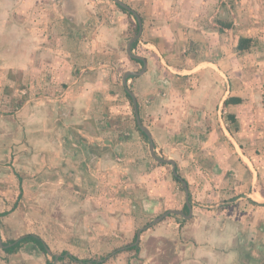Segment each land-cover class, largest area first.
Segmentation results:
<instances>
[{
	"label": "crops",
	"instance_id": "crops-1",
	"mask_svg": "<svg viewBox=\"0 0 264 264\" xmlns=\"http://www.w3.org/2000/svg\"><path fill=\"white\" fill-rule=\"evenodd\" d=\"M124 2L142 19L133 50L146 59L127 84L155 152L187 183L192 217L164 219L140 234L139 252H116L185 196L133 125L122 75L142 62L126 53L127 15L111 0H0V212L17 201L0 233L48 246L24 243L8 263L67 251L99 264H264L240 256L264 241L263 78L226 76L220 23L200 25L215 0ZM230 96L242 101L224 104Z\"/></svg>",
	"mask_w": 264,
	"mask_h": 264
},
{
	"label": "rangeland",
	"instance_id": "rangeland-1",
	"mask_svg": "<svg viewBox=\"0 0 264 264\" xmlns=\"http://www.w3.org/2000/svg\"><path fill=\"white\" fill-rule=\"evenodd\" d=\"M111 2L114 4L112 0ZM204 7L207 9L210 6L205 5ZM211 8L212 12H210L209 16L202 17L201 28H210L211 25L215 27L217 20L221 18H225L232 24L229 29H224L221 34L213 33L215 46L219 45V48L224 46L225 49L222 54L217 51L215 56L217 57L221 54L228 63L229 69L225 70L226 76L228 78L229 76L239 77L243 73V76L254 77L258 74L264 80V0H215V4L213 7L211 5ZM242 35L250 37L252 45L247 50L248 52L237 56L235 54V46L239 36ZM204 52H206L205 49L199 51L201 56L205 55ZM261 90L262 93L260 92V96H258L259 100L264 98V85ZM256 151L261 152L264 149H256ZM252 252H255L254 256H264V241L243 244L240 256H251ZM135 258L140 260L138 257Z\"/></svg>",
	"mask_w": 264,
	"mask_h": 264
},
{
	"label": "trees",
	"instance_id": "trees-1",
	"mask_svg": "<svg viewBox=\"0 0 264 264\" xmlns=\"http://www.w3.org/2000/svg\"><path fill=\"white\" fill-rule=\"evenodd\" d=\"M114 5L127 15L128 26H127V30L125 33V38H126V40H128L130 37H132L137 32V29H138L137 20L133 16V14L130 10L121 7L116 3H114ZM217 22L220 23V26L217 27L219 32H222V31H224V29L230 28L232 26L231 22H229V21L217 20ZM137 42H138V40L133 42L131 47L135 48ZM251 45L252 44H251V38L250 37L240 36L237 40V43L235 46V51L237 54H242L243 52L247 51L251 47ZM131 59L134 61H137V62H141L140 60H137L134 58H131ZM134 77L135 76L130 75L127 77V79L134 78ZM129 87L133 91V85L130 84ZM125 95L128 98L130 105L132 107L131 96L129 95V93L126 90H125ZM241 101H242V99L239 97H231L230 96L224 100V104H229V103L236 104V103H240ZM138 110H139V107H138ZM132 111H133V109H132ZM229 116L231 118H233L232 115H229ZM133 125H134V128L143 136L144 141L147 142L148 138H147L146 134L138 127L134 117H133ZM162 157H165V156L162 155ZM154 163H156L158 165H167V167L169 168V163L157 162V161H154ZM176 170H177V168H176ZM171 176L175 181L181 183V178H180L181 175L179 173L177 175H174L171 173ZM181 187H182V185H181ZM18 197H19V195H18ZM16 204H17V202L15 201L13 204L10 205V208L0 212V218L4 215L8 214L12 209H14V207H16ZM183 210L184 211L187 210L186 204L183 205ZM134 239H135V234H134L133 240ZM27 242L34 243L44 253H47V251H48V246L45 243V241L39 235H36L34 233L24 234L23 236H20L17 239H7L6 241L2 242V247H3L2 249L6 254L15 253L24 243H27ZM139 248H140L139 244L134 245V246L124 244L122 247L116 249V252L120 251L121 249H124V250H133L137 253V252H139ZM65 258H67L70 262L77 263V264H87V263L99 264L100 263V262H98V260L92 259V258H78V257L68 253L67 251H63L59 254L58 261H63ZM50 263H51V261H46V264H50Z\"/></svg>",
	"mask_w": 264,
	"mask_h": 264
},
{
	"label": "water",
	"instance_id": "water-1",
	"mask_svg": "<svg viewBox=\"0 0 264 264\" xmlns=\"http://www.w3.org/2000/svg\"><path fill=\"white\" fill-rule=\"evenodd\" d=\"M114 3L118 4L119 6L126 8L128 10H130L133 14V16L136 18L137 23H138V29L137 32L130 37L127 40L126 43V53L128 54L129 57L140 60L142 62V66L141 68L137 69V70H126L123 75H122V84L124 85L125 90L129 93V95L131 96V101H132V108H133V115L135 118V121L138 125V127L146 134L147 138H148V150L150 153V156L158 161V162H166L170 164V169L172 174L177 175V171L175 169V162L172 158H163L161 157L159 154H157L154 150V143L152 140V135L150 133L149 128L147 127V125H145L144 123H142L140 116H139V112H138V105H137V99L134 95V92L129 88L128 84H127V77L130 75L133 76H138L140 74H142L145 69H146V59L145 57H143L141 54L136 53L133 49H132V43L135 42L136 40H138L140 38L141 32H142V19L140 17V15L137 13L136 10H134L133 8H131L126 2H124L123 0H112ZM181 182L184 188V192H185V202L187 204L188 207V213L185 214L182 210H178V209H169L166 212H164L163 214L157 216L156 218H154L152 220L151 223H156L158 222L165 214H179L182 215L183 217H190L192 215V207L188 198V186L186 181L181 178ZM144 227L138 228L137 232H136V239L135 241L131 244V245H136L139 241V236H140V231L143 229ZM54 262L58 259V255L54 254ZM54 262H52L51 264H54Z\"/></svg>",
	"mask_w": 264,
	"mask_h": 264
},
{
	"label": "flooded vegetation",
	"instance_id": "flooded-vegetation-1",
	"mask_svg": "<svg viewBox=\"0 0 264 264\" xmlns=\"http://www.w3.org/2000/svg\"><path fill=\"white\" fill-rule=\"evenodd\" d=\"M133 49V48H132ZM130 88V87H129ZM133 109V108H132ZM162 157V156H161ZM163 158H165V157H163ZM153 159V158H152ZM154 160V159H153ZM152 160V161H153ZM154 161H156V160H154ZM153 161V162H154ZM158 162V161H157ZM169 171L171 172V169H170V164H169ZM175 169H176V165H175ZM177 171V170H176ZM172 173V172H171ZM177 174H178V172H177ZM180 174V173H179ZM172 177V176H171ZM180 178H182V177H180ZM173 179V178H172ZM177 182V181H176ZM178 184H179V186H180V188H181V190L182 191H184V188H183V185H182V182L181 183H179V182H177ZM181 185H182V187H181ZM184 195H185V192H184ZM188 198H189V201H190V204H191V207H192V203H191V198H190V196H189V193H188ZM17 202V201H16ZM12 204V203H11ZM10 204V205H11ZM184 204H186V202H185V196H184V202H183V205ZM183 205H182V209H178V210H182L185 214H187L188 213V207H187V204H186V207H187V210L186 211H184L183 210ZM9 208H10V206H9ZM169 209H175V208H168V209H164L162 212H160L159 214H156V215H154V217H149L148 219H147V221L142 225V226H139L138 228H141V227H144L141 231H140V234L143 232V231H145L147 228H150V227H152V226H154L155 224H157V223H159V222H161L162 220H164V219H169V218H174V220H176V221H178L180 224L181 223H183V222H186V221H189L190 220V218L192 217V215L190 216V217H183L182 215H179V214H165L158 222H156V223H151L152 222V220L154 219V218H156L157 216H159V215H161V214H163L164 212H166L167 210H169ZM2 212V211H1ZM5 216V215H4ZM4 216H2L1 218H3ZM1 218H0V222H1ZM137 228V229H138ZM137 229L135 230V232H134V234H135V239H136V232H137ZM134 237V236H133ZM7 239H14V238H6L5 240H3L2 238H1V233H0V250H2V252H3V256L1 257V259L2 260H4V264H9L8 263V258H9V255H11V254H14V253H11V254H6L4 251H3V247H2V242L3 241H6ZM135 239L133 240V238H132V240H131V244L135 241ZM139 241H140V236H139ZM139 241H138V243L137 244H139ZM136 244V245H137ZM131 246H134V245H131ZM59 257V256H58ZM103 258H105V256L104 257H102V259ZM58 260V259H57ZM51 261V263L54 261V257H52V259L50 260ZM50 263V264H51ZM0 264H2L1 262H0Z\"/></svg>",
	"mask_w": 264,
	"mask_h": 264
}]
</instances>
